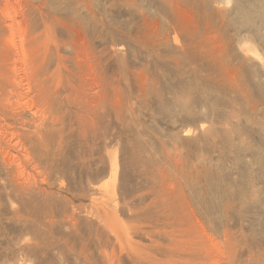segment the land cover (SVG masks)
<instances>
[{
	"label": "rangeland",
	"instance_id": "obj_1",
	"mask_svg": "<svg viewBox=\"0 0 264 264\" xmlns=\"http://www.w3.org/2000/svg\"><path fill=\"white\" fill-rule=\"evenodd\" d=\"M37 36L73 74L84 40L103 99L61 91L42 150L0 120V264H179L184 198L207 264H264V0H0L19 75Z\"/></svg>",
	"mask_w": 264,
	"mask_h": 264
},
{
	"label": "bare ground",
	"instance_id": "obj_2",
	"mask_svg": "<svg viewBox=\"0 0 264 264\" xmlns=\"http://www.w3.org/2000/svg\"><path fill=\"white\" fill-rule=\"evenodd\" d=\"M33 38L34 39L28 38V40L23 39V43H20L19 54L24 64L22 75L18 74L19 68H17L13 60L11 63L12 67L10 68L9 66L10 59L14 57L13 51L11 50V52L9 49L5 48V46H0V120L3 126H6V131L10 127H16L22 135H26L31 145L34 144L33 147L41 145L44 147V144L48 143L47 136L50 131L52 129L54 130L56 127L62 126L61 116L57 112L59 109L57 110L56 108V104L59 106L57 102H60V100H58V98L60 99L58 96L59 93L61 91H66V98L64 96L66 101L72 104L75 102L76 106L83 108L87 112V118L90 116L98 117L100 114L98 113L97 107L99 102L103 99V87L101 83H99L98 89L97 87H92L96 80L94 71L96 63L94 61L95 59L93 60L90 56L88 57V47L85 46L84 40L82 41L83 43H78L74 39L72 44H70L73 51L76 52L73 53L77 58L75 61V68L77 70L75 71L76 73L73 74L71 73L72 71L69 72L66 70L63 63L64 58L59 52L60 49L57 44L51 43L47 36H37ZM78 38L79 37H77V40ZM88 49L90 50V48ZM50 53L53 55L56 64H54L55 67L52 70H50L48 65ZM64 71L67 73V76L64 75ZM23 81L25 82L23 83ZM81 116H83L82 113L77 114L78 122L82 125L80 130L81 139L87 141L89 138V140H92L96 125H94L92 118L89 119V122ZM91 121H93V123H91ZM10 132L12 135V131ZM56 146H58V144ZM39 151L38 154H41ZM181 209L183 210V216L181 217V214L178 213L181 218L179 217L177 220L176 223L178 226H176L178 229H176L177 227L175 226L176 233L174 237L172 236V246H174L176 251L175 254L180 257L178 263L207 264L208 262H206V260L204 261V254L208 253V250L210 252V248L206 250V247L209 246L207 241L206 243L204 242L205 237L200 225L201 223L194 212L190 210L189 204L185 198L182 201L180 211H182ZM175 217L177 219L176 215ZM170 232H173V230ZM223 236L226 240V230L223 231ZM230 247H228L229 250H227V255H225L227 257L225 258L233 264L235 259L234 249L232 251ZM170 248L168 247V250ZM206 255L208 256L209 254ZM207 261L210 263V259L207 258ZM169 264H171V262Z\"/></svg>",
	"mask_w": 264,
	"mask_h": 264
}]
</instances>
